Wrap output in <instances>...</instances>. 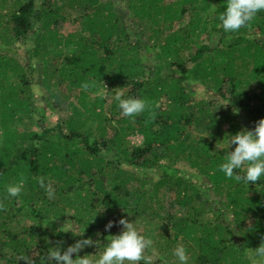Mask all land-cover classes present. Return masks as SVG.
I'll return each mask as SVG.
<instances>
[{
	"label": "trees",
	"instance_id": "obj_1",
	"mask_svg": "<svg viewBox=\"0 0 264 264\" xmlns=\"http://www.w3.org/2000/svg\"><path fill=\"white\" fill-rule=\"evenodd\" d=\"M11 2L0 0V264H47L48 248L83 237L98 244L79 254L98 258L121 216L150 241L137 264H180L178 243L186 264H251L246 249L264 243V176L246 184L218 165L235 147L229 135L264 117V11L226 33L227 0ZM66 8L84 28L63 40ZM34 33L40 79L9 56ZM51 57L62 59L52 74ZM117 91L144 98L145 111L124 116ZM137 134L142 144L129 145ZM21 178L20 195L6 197ZM162 190L177 211L164 210ZM69 221L82 227L59 231Z\"/></svg>",
	"mask_w": 264,
	"mask_h": 264
},
{
	"label": "clouds",
	"instance_id": "obj_2",
	"mask_svg": "<svg viewBox=\"0 0 264 264\" xmlns=\"http://www.w3.org/2000/svg\"><path fill=\"white\" fill-rule=\"evenodd\" d=\"M260 11H264V0H227L224 10L218 17L219 26L226 33L238 31ZM80 87L82 90H87L89 85L81 83ZM114 98L120 112L129 118H134L144 112L148 105V102L140 96H125L119 91L114 94ZM224 103L227 101L221 100L220 104ZM238 111V109H233L234 113ZM113 124L115 125V121ZM230 144H234L235 147L225 152L223 162L218 165L225 177L234 176L236 181L249 184L264 176V117L255 122L253 129L241 128L235 134L229 135L226 149ZM216 147L219 148L217 145ZM234 170L243 171V175L234 174ZM38 183L44 189L46 196L51 199L55 192L52 183L45 182L43 177L38 178ZM23 184V178L6 184L3 189L6 197H18L22 192ZM116 223L122 226L120 232L105 237V243L98 258H93L88 254H79L86 246L98 244V241H94L91 237H83L68 245L63 251L59 246L48 248L47 264H125V261L137 264L139 261L146 262L144 251L150 241L146 240L134 222L127 218L121 216ZM74 224H78V229L74 227ZM112 226V221L104 225L105 230ZM81 227L82 225L76 221H69L67 224L64 222L59 231L73 232ZM84 230L83 227L82 233ZM172 252L180 264H186L188 256L184 244L178 243ZM246 253L251 258V264H264V243L256 248L246 249ZM23 259L27 261V264H34L29 257H23Z\"/></svg>",
	"mask_w": 264,
	"mask_h": 264
},
{
	"label": "rangeland",
	"instance_id": "obj_3",
	"mask_svg": "<svg viewBox=\"0 0 264 264\" xmlns=\"http://www.w3.org/2000/svg\"><path fill=\"white\" fill-rule=\"evenodd\" d=\"M213 1V0H212ZM216 0H214L215 2ZM213 2V3H214ZM12 3L11 0H7V5ZM212 3V4H213ZM212 9V8H211ZM212 11V10H211ZM72 10L71 8H66L65 11H64V16H65V23H63L61 29H60V33H61V37L63 38V40L67 39L70 34H74L80 30H82L83 27V22L81 21V19H79L78 17L76 18V14L79 16V12H77L75 14V16H72ZM212 36H205L203 37V40L206 41V42H210ZM215 39V38H214ZM34 40H35V33L31 35L30 39L28 40V42L26 44H15L13 46H11L10 48V54L9 56H12V57H17L18 60L20 62H22L23 64H30L31 68H32V76L34 78H42V73L40 72V66L42 64V62H40V60L36 57L35 59H33L32 61H30V58H29V55H30V52L29 50L32 49L34 47ZM216 40V39H215ZM0 47H2L0 45ZM60 49L62 50V54L64 52H68L69 49H72L71 48H68L66 47L65 45H60ZM61 58H49L48 60V67L47 69L50 70V73L52 74L53 71L55 70H58L59 67L61 66ZM52 76V83L56 82L58 79V76L57 77H53ZM37 87V86H35ZM53 90H60L58 87H52ZM38 92V91H37ZM99 93L102 94V95H105L106 94V88H101L99 90ZM51 113L48 111V121H52L54 120V117H51L50 115ZM142 141H143V137L141 135H133V136H130L127 140L128 144L129 145H133V146H136V145H140L142 144ZM140 188V183H133V185L131 186V189L132 191H135V190H139ZM164 190V189H163ZM163 190L161 191V197L162 198V193H163ZM140 199L141 201V197H137V201ZM162 206L164 207V210L167 212H175L177 211L178 209V206L176 204H174L172 201L170 200H165L162 198ZM72 213H69V216H71Z\"/></svg>",
	"mask_w": 264,
	"mask_h": 264
}]
</instances>
